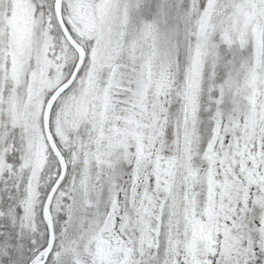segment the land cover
Returning a JSON list of instances; mask_svg holds the SVG:
<instances>
[{"label":"snow or ice","instance_id":"1","mask_svg":"<svg viewBox=\"0 0 264 264\" xmlns=\"http://www.w3.org/2000/svg\"><path fill=\"white\" fill-rule=\"evenodd\" d=\"M0 264H264V0H0Z\"/></svg>","mask_w":264,"mask_h":264}]
</instances>
